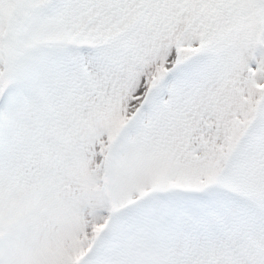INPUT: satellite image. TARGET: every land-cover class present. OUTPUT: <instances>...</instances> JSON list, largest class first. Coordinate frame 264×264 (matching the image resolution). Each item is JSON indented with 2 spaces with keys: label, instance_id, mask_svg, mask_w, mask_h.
Returning <instances> with one entry per match:
<instances>
[{
  "label": "snow or ice",
  "instance_id": "6c2138e0",
  "mask_svg": "<svg viewBox=\"0 0 264 264\" xmlns=\"http://www.w3.org/2000/svg\"><path fill=\"white\" fill-rule=\"evenodd\" d=\"M0 264H264V0H0Z\"/></svg>",
  "mask_w": 264,
  "mask_h": 264
}]
</instances>
